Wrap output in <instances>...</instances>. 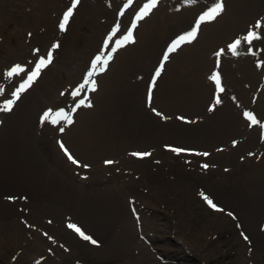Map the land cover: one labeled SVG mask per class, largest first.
<instances>
[{
	"label": "rangeland",
	"instance_id": "obj_1",
	"mask_svg": "<svg viewBox=\"0 0 264 264\" xmlns=\"http://www.w3.org/2000/svg\"><path fill=\"white\" fill-rule=\"evenodd\" d=\"M146 2L132 0L126 8L128 0H80L68 21L69 25L73 20L71 31L64 32V35L56 34L57 45H63L65 36L74 45L62 48L51 63L41 69L38 76L41 86L37 84L32 87L37 83L32 81L28 87V76L47 47V34L51 27L55 28L62 23L64 13L73 0H0V72L6 74L14 65H20L24 71L12 77L24 79V93L30 88L36 91L47 89V83L52 87L50 92L45 93L42 109L36 114L37 121L36 116L32 117L33 125L28 129L24 141L30 144L29 148L36 154L42 167L54 170L65 181L61 187L65 191L58 194L52 182L43 184L37 179H30L23 183L17 179L0 177V264H135L132 261L134 259H140L136 264H150L153 259L156 264H264V181L262 186L255 184L260 169L257 166L264 164V125L262 114L256 108L264 107V102L251 101L250 107L243 105L239 99L232 102L239 119L244 123L238 134L218 136L209 142L194 135L185 137L177 134L186 132L183 129H190L191 125L199 124L200 117L204 121L206 118L217 117V113L222 112L224 106L233 99L232 86L241 84L233 69L236 63L233 55H223L217 63L219 66L215 73H220L219 87H223L224 91L221 92L216 82L210 79L214 73L209 75L208 81L212 83L210 96L201 111L181 109L174 112L172 117H160L158 114L159 118L165 119L163 130L159 132L160 141L152 145L129 144L126 151H136L130 152L125 158L106 154L99 158V162L83 161L88 168L74 170L76 177L66 175L65 162L73 164V160H77L64 142L65 132L58 134L61 139L56 144V136L51 140L47 126L69 127L75 123L77 112L87 104V99L93 93L91 86H86L79 95H73L79 89L81 80L86 78L87 68L94 72L91 80H97L104 74L115 52L130 44L126 43L112 52L115 41L126 35L136 22L132 33L134 42L137 40L142 31L141 24L145 19H150V14L158 6L157 3L147 16L137 21L136 15ZM201 4L199 10L202 11L195 12L190 24L184 29L171 26L174 28L168 33L166 41L160 38L165 42L161 44L156 56L148 57L145 61L148 70L142 75V102H151L156 98L155 103L160 110L165 109L173 59L179 49L190 42L182 43L172 52H168L169 46L177 37L192 31L200 15L206 12L203 10L212 6L206 2ZM165 6L166 3L159 11ZM258 10L264 15V2ZM155 19L152 23H155ZM260 21L261 31H257L260 35L256 39L257 44L264 40V18ZM204 23L200 24L199 30ZM117 25L119 31L109 41L108 37ZM185 29L187 31L183 32ZM21 41L30 46L25 58L17 56L23 50ZM101 47L105 54L111 53L112 59L105 71L98 72L92 65ZM245 51L252 55L254 63H264L263 50L256 48L254 55L251 46L249 50L246 47ZM165 53L168 54L167 60H163ZM30 59L31 63L28 64ZM232 60L235 62L232 63ZM162 62L163 68L160 75L156 76ZM48 67L50 70L43 76ZM191 72L193 69L186 68L184 75H181L184 76L183 88H187L189 82L194 85V78L191 81L188 79ZM260 79L264 82V71ZM18 85L19 82L15 86ZM53 94H58L56 97L60 99L49 103ZM217 98L220 103H216ZM81 100L84 103L77 107ZM5 103L0 100V109ZM14 107L12 105L10 111L0 110L3 124L2 128L0 126V136L6 134L9 117L16 114V109L11 113ZM144 111L152 115L145 108ZM46 113L47 119L44 118ZM245 113L254 115L259 122L252 124ZM40 115L44 117L40 119ZM66 117L72 123H67ZM138 120L139 117L135 116L129 123L133 126ZM245 126L247 131L254 132L250 135L258 143L257 140L252 141L253 137L249 139V136H243ZM174 149L183 151L177 152ZM170 151V188L158 191L153 183L156 178L162 179L165 176L163 171L158 170L157 161L161 163ZM57 153L62 161L56 158ZM69 154L73 159L69 158ZM103 158L114 159L116 163L105 165L101 161ZM141 166L146 169L140 170ZM29 169L30 164H24L23 170ZM13 170L17 171L18 166H14ZM143 175L145 180H141ZM133 178L139 180V183L130 187L129 192H124ZM201 193L207 195L216 207L210 206ZM122 195L123 206L118 203ZM124 215L129 216L130 220L121 227ZM69 225L80 227L97 243L83 239ZM129 226L132 227L131 249L128 251L125 246L119 245L113 255L102 258L98 252L106 240L119 234V230L124 232ZM139 243L144 248L139 247Z\"/></svg>",
	"mask_w": 264,
	"mask_h": 264
},
{
	"label": "bare ground",
	"instance_id": "obj_2",
	"mask_svg": "<svg viewBox=\"0 0 264 264\" xmlns=\"http://www.w3.org/2000/svg\"><path fill=\"white\" fill-rule=\"evenodd\" d=\"M202 2L209 4L216 2V0H196L195 3H188L187 0H158V6L150 14V19H145L141 24L142 31L137 40L130 42L126 48L119 49L114 54L108 70L95 80V90L91 97L87 99V104L77 112L75 123L69 127H63L62 125L47 126L51 140L56 136V144L61 139L58 134L65 132L64 142L77 160L73 164L69 161L65 162L64 167L67 176L76 177L74 170L88 168L85 167V161L96 160V162H99V158L106 154H114L125 158L136 151V149L126 151L129 144L137 143L145 145L150 143L152 145L160 141L161 136L159 132L163 130L162 123L165 119L159 118L158 114H160V117H172L174 116V112L181 109L195 112L201 111L204 103L208 101L210 96L212 83L208 81V77L218 71L219 65L217 63L221 61L223 55H233L236 59L233 69L237 72L238 83L241 84L232 86L234 87V90L231 91L233 99L227 106H224L222 112L217 113V117L206 118L207 121H204L200 117L199 124L191 125L190 129H183L186 132L177 134L185 137L194 135L204 142L212 141V139L218 136L233 133L238 134L241 125L243 124L242 126H244V123L242 119H239L235 104H232V102L239 99L246 107L252 105L251 101L264 102V82L260 81L261 73L264 71V63H254L252 55L248 51H245L246 47L249 50L251 46L253 47L254 55L256 48L264 51V40L257 44L256 39H254L248 45L243 39L250 31H261V27L257 28L256 25L257 21L264 18L261 10H258L264 0H223L224 11L216 16L214 20L206 21L202 28L197 31L196 37L190 41V44L182 46L177 52L175 59H173L170 90L167 89L169 93L166 94L164 101L165 109L160 110L158 104L155 103L156 98L147 103L145 100L143 101L144 103L141 101L142 88L140 87L142 84L144 85L142 75L144 71L148 70V68L146 69L145 61L148 57L154 58L156 56L161 44L166 41L168 33H170L172 28L180 27L184 29L190 24L195 12L198 11L197 13H199L202 11L199 10L202 7ZM164 3H166V6L162 11H159ZM156 12L158 13L154 17ZM153 18H156L155 23H152ZM72 21L62 32L60 28L61 23L57 24L55 28L54 26L51 27L50 32L46 36L48 44L47 47L45 46L46 49L41 53V57L47 58L49 51H51L52 59H54L62 48L74 45L72 40L69 37L67 39V36H65L63 45L60 44L58 47H54L58 43L56 34L62 33L64 35V32L69 33L71 31ZM182 31H187V29ZM160 38H164L165 41ZM237 39H241V45L237 49L239 54L234 55L229 49V45ZM21 43L23 50L17 56L25 58L26 55L28 56L30 46L24 41H21ZM221 49L224 52L218 56L217 53ZM101 53L105 57L108 56L104 53L103 47L100 48L99 54ZM231 62L234 63L235 60ZM30 63L31 59L28 60V64ZM186 68L193 69V72L188 74V79L191 81L194 78L195 83L194 85H190L189 82L186 85L187 88H183L182 80L184 76L181 75H184L183 73ZM49 70L50 67L46 68L43 76ZM89 72L90 68H87V76L84 80H81V85L86 79L91 80V77L88 76ZM14 79L15 82H13ZM17 82H19V85L15 86ZM37 84L41 86L40 79L32 87L37 86ZM21 86H24V79L22 77H9L7 72L6 74L0 72V100L6 102L8 100H14L15 103L13 105L15 107L11 113L16 109V114L9 117L6 134L0 136V177L17 179L23 183H27L30 179H37L43 184L52 182L57 187V193L63 194L65 189L61 187L65 184L64 179L54 170L42 167L36 154L29 148L30 144L24 141L28 129L33 125L31 122L32 117L36 116L37 121L38 115L36 114L42 109L41 104L45 93L50 92L52 87H49L47 83V89L41 88L36 91L30 88L25 93L21 92L19 99H16L13 93ZM86 86L91 85L88 84ZM146 86L144 93L147 90ZM38 91L40 92L38 93ZM57 95H51V102L49 103H55L56 99H60L56 97ZM89 104L90 106H88ZM208 106L207 104L206 107ZM144 108L150 111L152 115L147 111L145 112ZM256 109L260 110L259 112L262 114L261 120L264 125V113H262L264 107L260 106ZM41 116L44 117V115H40V119L42 118ZM135 116L139 117L138 123L131 126L129 121ZM61 128H63V131H61ZM243 133L244 137L249 136L250 139L253 137L250 134L254 132L247 131L245 126ZM253 140L257 139L253 137ZM170 153L171 151L167 153V156H164V160L162 159L161 163L157 161L159 164L158 170L163 171L165 176L162 179L156 178L153 183L155 189L158 191L170 188ZM56 158L62 161L59 153L56 154ZM128 159L131 160L130 158ZM81 161L84 162L81 164ZM101 161L103 164L109 165L106 161L112 163L114 159L110 158V160H106L103 158ZM24 164H30L28 171L23 170ZM14 166H18L17 171L13 170ZM257 167L260 169L257 172L258 175L255 184L256 186H262V182L264 181V164L258 165ZM145 169L146 167L143 168V166L140 168V170ZM141 180H145L144 175L141 177ZM136 183H139V180L136 181L133 178L132 183L125 187L123 191L129 192V188L133 187ZM117 189L120 190L118 186ZM118 203L123 206V195ZM118 217L121 218L120 215ZM129 220V216L124 215L120 223L121 227H124V223H127ZM136 226H138L137 223ZM129 227L128 229H124V232L119 230V234H115L110 240H106L105 245H102L98 252L102 258L113 255L119 249V245L125 246L128 251L131 249L132 227ZM139 247L144 248L140 243ZM132 261L136 264L140 259H134ZM150 264H156L155 260L153 259Z\"/></svg>",
	"mask_w": 264,
	"mask_h": 264
},
{
	"label": "snow or ice",
	"instance_id": "obj_3",
	"mask_svg": "<svg viewBox=\"0 0 264 264\" xmlns=\"http://www.w3.org/2000/svg\"><path fill=\"white\" fill-rule=\"evenodd\" d=\"M80 2V0H73L72 5L68 8V10L64 13L63 16V21L60 24V28L61 30H65L66 26L68 25V21L69 19L72 17L73 15V11L76 8V5ZM188 3H195L196 0H187ZM132 3V0H128V3L125 5V7H129ZM158 3V0H147V2L143 5V7L140 9V11L137 13L136 15V20H140L142 19L144 16H147L151 10L156 7ZM224 11V2L223 0H216V2L214 3L213 6H211L206 12H204L203 14L200 15V17L198 18L196 24L193 27V30L182 34L181 36L177 37L176 40L173 41L172 45L169 46L168 52H172L175 51L176 48H178L182 43L185 42H190L192 39H194L196 37L197 31L199 30V26L201 23L206 22V21H210V20H214L216 18V16H218L221 12ZM123 14V13H121ZM257 28L261 27V21H257ZM135 28V23L132 25V28L129 29L126 33V35H124L121 39H118L115 41V47L112 48V52L116 51V48L118 47H122L124 46V44L129 43V42H134L133 39V33H132V29ZM119 31V25L116 26V28L113 30V33L108 37V40L111 41L112 40V36H114L116 34V32ZM260 35L257 32L254 31H250L249 34L244 37V41H246L247 43H251L253 39H259ZM241 45V39H237L235 40L231 45H229V49L231 50V52L235 55V54H239L237 49L238 47ZM54 47H58V45H54ZM224 52L223 49L220 50L219 53H217V55L219 56L220 54H222ZM112 59L111 53H109V55L107 57H105L103 55V53L97 55L93 61V69L95 71L98 72H103L106 70L107 65L109 60ZM168 59V54L165 53L163 60H167ZM52 60V54L51 51H49L47 58L45 57H40L39 61L37 62V65L35 67V69L32 71L31 75L28 76V80L26 81V85L28 87L31 86L32 81L35 80V78L37 76H39L40 71L42 68L47 67V65L49 63H51ZM100 65V67L97 68V65ZM163 68V62L161 63L160 69L157 70L156 72V76L160 75V70H162ZM24 71V69L20 66V65H16L13 69H11L7 75L9 77L13 76L14 74H18L19 72ZM92 75H94V72H89L88 76L91 77ZM210 79H212L213 81L216 82L217 86L219 87L221 84V79H220V73H214ZM95 80H88L86 79L84 81V83L82 85L79 86V89L73 92V95H79L80 91L84 90L85 85L90 84L91 85V89L92 91L95 90ZM25 90L24 86H21L17 91H15L13 93V96L16 97V99H19L20 93L23 92ZM219 90L222 92L224 91L223 87H219ZM15 103L14 100H8L4 107L0 110H5V111H10L12 108V105ZM84 100H81L78 104L77 107H79L80 104H83ZM216 103H220V99L217 98L216 99ZM90 106V104L88 105ZM246 117L248 119L251 120L252 124H256L259 121H257V119L255 118L254 115L250 114V113H245ZM45 119L48 118V114H45ZM67 123H72L70 118H67ZM57 121H53V123H56ZM61 131H63V128H61ZM235 143V142H234ZM61 147H63V145H61ZM175 151L179 152V151H183V149H174ZM65 151L67 152V149H65ZM134 155H150V153H134ZM204 155H207V153H205ZM69 158L73 159L71 157V155L69 154ZM73 162H77L75 160H73ZM106 163H111L110 161H106ZM85 167H88L87 165H85ZM205 167H207V165H205ZM201 195L203 196V198L206 200V202L212 206L213 208L216 207V204L213 203V201L207 196L204 195L203 193H201ZM69 227H72L76 232L79 233V235L85 239V240H89L91 241V243L96 244L97 241L95 239H93L91 236L87 235L80 227L76 226V225H69ZM247 239V237H245Z\"/></svg>",
	"mask_w": 264,
	"mask_h": 264
}]
</instances>
